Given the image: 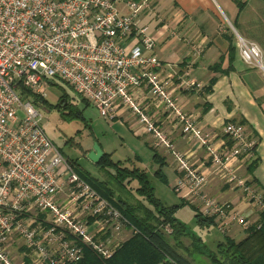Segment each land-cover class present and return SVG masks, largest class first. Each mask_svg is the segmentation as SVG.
I'll return each mask as SVG.
<instances>
[{"label": "built area", "instance_id": "obj_1", "mask_svg": "<svg viewBox=\"0 0 264 264\" xmlns=\"http://www.w3.org/2000/svg\"><path fill=\"white\" fill-rule=\"evenodd\" d=\"M151 6V0H0V264H77L85 248L107 260L138 233L77 174L46 133L38 106L21 94L45 98L53 79L105 120L127 112L152 137L153 148L171 151L180 173L173 191L201 217L213 219L221 234L234 224L246 232L251 224L207 192L213 176L241 188L247 203L264 211L263 194L237 173L239 159L255 144L230 123L224 133L232 147L216 148L213 133L183 110L174 74L166 72L155 40L139 25ZM237 42L243 61L263 68L261 48L240 37ZM162 115L207 150L210 166L195 168L175 150ZM12 244L23 249L20 260Z\"/></svg>", "mask_w": 264, "mask_h": 264}, {"label": "crops", "instance_id": "obj_2", "mask_svg": "<svg viewBox=\"0 0 264 264\" xmlns=\"http://www.w3.org/2000/svg\"><path fill=\"white\" fill-rule=\"evenodd\" d=\"M151 1L152 6L140 16L139 25L147 28V34L155 40L156 55L166 66V72L168 69L174 74L183 110L196 116L198 125L213 133V143L221 150L233 145L224 133L225 126L232 123L243 128L257 148L239 159L237 173L249 187L264 194V0ZM239 37L261 48L263 68L243 61ZM108 122L121 130L125 147L130 151L131 143L136 147L132 151L134 159H128L130 167L135 164L144 168L150 178L157 179L156 173L160 171L168 182L165 185L173 190L180 173L172 152L153 148L152 137L125 111ZM160 122L175 150L186 154L193 167L203 171V164L211 165L207 150L196 139L186 136L178 121L162 115ZM256 158L259 164L249 174L248 167ZM207 192L222 203H230L251 225L259 222V211L247 203L241 188L233 189V185L213 176ZM175 197V205H180L183 200L176 194ZM227 236L239 241L246 237V232L234 224ZM11 251L20 260L23 249L12 244Z\"/></svg>", "mask_w": 264, "mask_h": 264}, {"label": "trees", "instance_id": "obj_3", "mask_svg": "<svg viewBox=\"0 0 264 264\" xmlns=\"http://www.w3.org/2000/svg\"><path fill=\"white\" fill-rule=\"evenodd\" d=\"M232 52V49H231ZM219 68L221 65H218ZM213 80L211 83H214ZM31 100L36 106H47L48 102L45 98L31 94L27 90L21 93ZM66 94L61 97V104L59 107L68 108L64 105ZM86 102L85 100H83ZM88 103V102H86ZM78 115L81 116V113ZM76 116V115H75ZM230 142V140H229ZM228 142V143H229ZM257 146L253 147V152ZM112 154L104 153L102 159L97 164L103 170L108 167H113L116 170L115 174H111L117 183L136 181L138 186L136 193L144 202L138 201L134 208H127L121 210L114 203L117 199L119 204H125L122 199L116 197L115 191H112L108 186L98 187L92 181V178H85L77 171L75 162L70 160L78 175L86 181L94 190H96L102 197L113 204L131 223V225L138 231L133 237L126 241L116 254L107 260L97 256L91 250L84 249V257L77 264H191L188 259L179 254L176 247L171 244L170 238L176 241L177 247L183 246L182 238H187L186 226L178 220L176 213L182 207L189 206L183 202L180 205L172 207L165 206L160 199L155 195V188L151 183V178L148 172L135 164L132 167L123 165L122 162H114ZM259 164V158L253 159L248 167V173L252 174ZM156 176L163 184H168L164 175L160 171ZM99 185H106L101 183ZM122 186V184H121ZM108 191H107V190ZM105 192H102L104 191ZM264 197V194H263ZM148 205H147V204ZM191 207V206H190ZM193 210L194 208L191 207ZM195 211V210H194ZM197 221L200 224L214 226L213 219H206L196 213ZM169 226L172 230L171 234L164 232V227ZM201 242V239H199ZM195 242L193 243V247ZM189 249H186V251ZM200 254L205 255L211 264H264V211L260 213V220L258 223L251 225L246 231V237L242 240H235L230 236L225 235L223 241L219 242L215 251L207 249L200 251Z\"/></svg>", "mask_w": 264, "mask_h": 264}, {"label": "rangeland", "instance_id": "obj_4", "mask_svg": "<svg viewBox=\"0 0 264 264\" xmlns=\"http://www.w3.org/2000/svg\"><path fill=\"white\" fill-rule=\"evenodd\" d=\"M64 94L67 95V109L59 107L60 99ZM44 96L48 102L47 106L38 107L43 116V127L61 153L75 162L77 171L85 178L91 177L98 187L108 186L112 191H115L116 197L122 199L125 203L124 205L119 204L117 199H114V203L121 210L134 208L138 201L144 202L136 193L138 186L136 181L117 183L116 180L110 177L111 174L116 173L115 168L108 167L103 170L89 158L95 144L98 143L104 153L113 154L112 160L114 162L122 161L130 167L131 163L128 159L129 157L134 159L132 151H136V147L133 143H131L132 151L125 147V143L120 137L121 130L114 127V123L102 118L97 108L84 102L82 97L71 87L57 79H53L49 83ZM79 113H81V116L78 115ZM127 143L130 142L127 141ZM150 180L155 188L156 197L165 206L172 207L178 203L175 197L176 193L173 190L155 177H151ZM101 183L106 185H99ZM102 192H105V190ZM257 211L261 213L260 210ZM195 215L196 212L190 207L180 208L176 217L186 226L189 237L182 238L183 246L177 247L176 241L171 238L170 242L176 247L177 252L188 259L191 264H211L205 255L200 254V251H206L207 249L215 251L224 236L219 232L217 226L200 224ZM199 239H201V242ZM186 249L189 250L186 251Z\"/></svg>", "mask_w": 264, "mask_h": 264}, {"label": "water", "instance_id": "obj_5", "mask_svg": "<svg viewBox=\"0 0 264 264\" xmlns=\"http://www.w3.org/2000/svg\"><path fill=\"white\" fill-rule=\"evenodd\" d=\"M104 152L102 151L100 145L97 143L95 144L94 150L90 153L89 158L98 164L102 159Z\"/></svg>", "mask_w": 264, "mask_h": 264}, {"label": "flooded vegetation", "instance_id": "obj_6", "mask_svg": "<svg viewBox=\"0 0 264 264\" xmlns=\"http://www.w3.org/2000/svg\"><path fill=\"white\" fill-rule=\"evenodd\" d=\"M61 102H62V101H61ZM61 102H60V105H62ZM64 105L66 106V105H67V102H65Z\"/></svg>", "mask_w": 264, "mask_h": 264}]
</instances>
